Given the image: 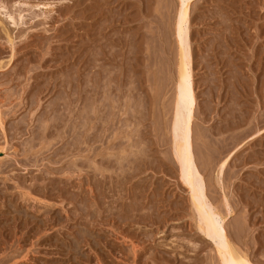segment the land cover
<instances>
[{
  "label": "rangeland",
  "instance_id": "obj_1",
  "mask_svg": "<svg viewBox=\"0 0 264 264\" xmlns=\"http://www.w3.org/2000/svg\"><path fill=\"white\" fill-rule=\"evenodd\" d=\"M180 1L0 0V264H223L173 149ZM189 9L195 159L264 264V0Z\"/></svg>",
  "mask_w": 264,
  "mask_h": 264
},
{
  "label": "bare ground",
  "instance_id": "obj_2",
  "mask_svg": "<svg viewBox=\"0 0 264 264\" xmlns=\"http://www.w3.org/2000/svg\"><path fill=\"white\" fill-rule=\"evenodd\" d=\"M179 3V9L178 12H176V31L179 33L180 49L178 51L177 82L175 83L176 95L174 94L175 111L173 113L174 116H172L173 118L171 123L173 124L174 155L179 160L181 179L189 186L192 193L191 196L194 202L193 205H195L198 212V228L205 234V236L215 241V247L217 248L216 252L222 263L253 264L247 255L243 254L241 250H238L226 230L224 225V215L210 202L207 197L205 192L206 188H204L206 185H204V183L206 181L203 178L202 171L195 159V149L193 145V118L195 116L194 108L196 99L192 80L191 53L188 48L189 43L187 42V26L189 23V7L191 0H181ZM9 16L10 18H13L12 15ZM171 112H173V110Z\"/></svg>",
  "mask_w": 264,
  "mask_h": 264
}]
</instances>
